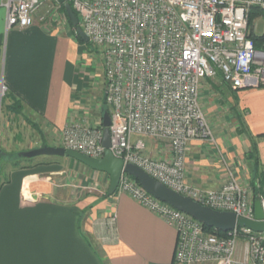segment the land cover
<instances>
[{
    "label": "built area",
    "instance_id": "2783aa9c",
    "mask_svg": "<svg viewBox=\"0 0 264 264\" xmlns=\"http://www.w3.org/2000/svg\"><path fill=\"white\" fill-rule=\"evenodd\" d=\"M65 2L103 60L113 155L201 205L234 213L238 220L256 221L254 190L233 171H228L221 188L204 190L188 181L185 164L192 141H216L200 101L204 79L221 78L234 91L264 87V45L255 48L251 25L252 10L264 11V0ZM4 6L7 30L24 29L34 25L45 2L7 0ZM50 8L53 19H61L62 6ZM6 94L2 85L1 98ZM148 138L157 146L166 144L168 157H153ZM103 141V126H93L87 118L62 132V147L94 159L104 157ZM120 180V192L176 230L173 264H264V232L235 225L223 237L211 234L192 216L148 193L129 174L123 173ZM259 200L264 215V190ZM115 222L112 216L109 224Z\"/></svg>",
    "mask_w": 264,
    "mask_h": 264
},
{
    "label": "crops",
    "instance_id": "0c3cea01",
    "mask_svg": "<svg viewBox=\"0 0 264 264\" xmlns=\"http://www.w3.org/2000/svg\"><path fill=\"white\" fill-rule=\"evenodd\" d=\"M6 1L0 0V100L7 95L5 109L10 111L17 101L20 124L38 128L39 121L52 142L60 140L61 146L64 128L79 120L102 126L103 110L109 109L103 60L79 43L63 6L56 20L50 7L60 4L44 0L34 25L7 30ZM202 84L200 101L216 141L190 143L188 181L217 190L231 170L251 186L254 164L247 155L253 143L264 174V87L234 91L221 78H206ZM2 85L7 88L3 98ZM3 127L6 132V124ZM45 138L41 147L49 146ZM146 141L153 157L165 158L166 144ZM35 147L40 146L30 145L22 152ZM50 160L33 158L8 171L9 182L0 183V264L174 263L177 232L163 218L119 190L109 195V185L104 192L95 185L84 193L70 191L69 175ZM112 216L116 222L111 226Z\"/></svg>",
    "mask_w": 264,
    "mask_h": 264
},
{
    "label": "water",
    "instance_id": "95a60500",
    "mask_svg": "<svg viewBox=\"0 0 264 264\" xmlns=\"http://www.w3.org/2000/svg\"><path fill=\"white\" fill-rule=\"evenodd\" d=\"M57 2L62 5L67 15L78 32V35L84 42L89 43L85 32L80 27V21L77 18L75 11L72 6L65 2V0H57ZM102 126L104 128V141L103 145L106 148V152L103 158L94 159L87 157L78 152L67 150L64 147H52L43 146L28 152H22L21 155L27 159H33L36 157L49 156V157H69L75 159L86 167L93 171L107 174L110 177V187L109 195H115L119 189L120 179L123 173L129 174L134 179H136L144 189L153 195L154 197L160 199L161 201L171 205L175 209L192 216L197 221L202 223L204 226L210 229H215L217 231L227 233L235 229V225L239 227L248 228L256 233L264 232V219L261 200L255 199V213L256 221H248L245 219H237L236 215L231 212H220L213 210L209 207L201 205L194 200L185 197L162 183L158 180L153 179L148 175L145 170L143 171L139 167L131 164H125L123 159L116 158L110 151V126H111V116L109 113H105L103 116Z\"/></svg>",
    "mask_w": 264,
    "mask_h": 264
},
{
    "label": "rangeland",
    "instance_id": "374dc122",
    "mask_svg": "<svg viewBox=\"0 0 264 264\" xmlns=\"http://www.w3.org/2000/svg\"><path fill=\"white\" fill-rule=\"evenodd\" d=\"M254 35L255 36H262L264 35V15L258 16L254 20ZM79 43L85 45L87 47V50H90L91 55L97 56L98 59L101 58V54L98 51L97 48H95L94 44L92 42H80ZM93 53V54H92ZM104 70L102 69V72ZM6 104L2 103V100H0V148L4 149L5 151H8L9 153H17L24 151L25 148L29 147L30 145H37L42 146V138L44 136L46 137V141L49 144V146L52 147H62L60 140H56L55 142H52L49 135L41 129L40 122L38 121V128L40 127L41 133L39 132L38 128H34L32 124H20L21 118L18 117V115L7 111ZM105 110V109H104ZM103 110V111H104ZM7 117L10 118V126L7 123ZM14 119V120H13ZM31 121L34 123V121L31 119ZM6 124V132L4 131V125ZM6 136V139H5ZM7 140L8 144L4 145V141ZM147 140V139H146ZM145 140V141H146ZM150 144V142H149ZM48 146V145H47ZM40 147H35L40 148ZM51 158L53 161L56 162V164H59L63 169L66 171V175H69L70 177V191H87L84 190V188L89 189L90 187H101L103 188V192L105 189L108 188V185L110 186V177L107 174L99 173L96 171L91 170L90 168L86 167L85 165L81 164L80 162L76 161L75 159H71L69 157H49V156H42ZM46 161V160H44ZM24 163H28V161H21L20 165H23ZM12 163L10 161L4 162L2 165H0V180L6 181L8 180V171L12 169ZM92 175V176H91ZM2 177V179H1ZM81 179V182H77V180ZM92 180L93 184L90 185V181ZM86 184H83V183ZM90 182V183H89ZM73 185H79V189L75 188ZM89 186V187H88ZM107 186V187H106ZM85 195V194H83ZM255 196V195H254ZM240 245H242V242H239Z\"/></svg>",
    "mask_w": 264,
    "mask_h": 264
},
{
    "label": "trees",
    "instance_id": "16d2710c",
    "mask_svg": "<svg viewBox=\"0 0 264 264\" xmlns=\"http://www.w3.org/2000/svg\"><path fill=\"white\" fill-rule=\"evenodd\" d=\"M63 10H65L64 7H63ZM260 15H264V11L258 10V9L252 10L251 25H254V23H253L254 20ZM70 24L72 25L71 22H70ZM76 37L80 42H83V40L81 39V37L78 34L76 35ZM252 39L254 40L255 48H258V49L263 48L264 35L255 36L254 34H252ZM2 45H3V39L0 38V66H1V56H2V51H1ZM261 88H263V87H261ZM6 97H7V95L2 100L3 104L6 101ZM10 112H12L16 115H20L22 113L21 106L17 103V101H15L13 109H10ZM104 113H110V109H108V108L105 109ZM38 130L41 133L40 128H38ZM44 146H46V145H44ZM257 148H258L257 143H253L252 149L247 155V160H249L250 162H252L254 164V169H253V174H252L253 178L251 181V186L254 190L255 199L260 198V196L263 192V189H264V187H263L264 186V174H262L263 172L260 170V162H259L260 159H259V154H258ZM21 153L22 152H18V154L17 153H9V152L5 151L4 149L0 148V165H2L5 161L6 162L10 161L13 165L12 169L16 170V169L21 168V165H20L21 161H24V160L25 161H30V160L33 161V159H31V158L30 159L24 158L21 155ZM7 181L9 182V179ZM0 183H1V180H0ZM107 196H109V195L107 194ZM205 230L211 234L220 235L222 237H223V235H225V233H223V232L217 231L215 229L207 228L206 226H205Z\"/></svg>",
    "mask_w": 264,
    "mask_h": 264
}]
</instances>
